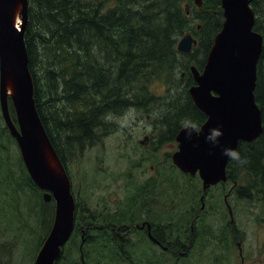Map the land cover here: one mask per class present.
<instances>
[{"label":"trees","instance_id":"obj_1","mask_svg":"<svg viewBox=\"0 0 264 264\" xmlns=\"http://www.w3.org/2000/svg\"><path fill=\"white\" fill-rule=\"evenodd\" d=\"M27 1L24 43L34 104L62 162L60 146L66 144L82 151L85 146L92 145L103 117L140 107L142 103L137 99L146 97L144 90L153 82L169 86L182 79L184 85L183 97L176 99L183 100V104L179 106L176 100L169 101L170 106L166 108L168 114L163 126L167 131L163 135L168 134V137L162 136V143L166 139L174 140L185 118L195 121L198 126L206 121L188 94L194 84L190 68L202 71L213 39L221 30L224 19L220 0H202L200 9L194 4L189 8L185 5L187 0ZM251 7L255 15L253 30L263 37L254 90L263 130L254 142H239L237 146L236 151L249 162L240 166L229 160L226 168V182H231L233 188L237 185L236 195L248 200L254 194L264 192V3L253 0ZM186 34H191L197 44L190 53L182 54L176 48ZM140 89L142 91L138 93ZM96 100L99 103L95 105ZM0 118L2 120L1 114ZM174 123L175 128L169 136L168 130ZM1 129L13 139L5 125ZM23 181L26 187L38 191L29 177ZM201 195V191H196L192 197L200 198ZM52 205L41 204L45 222H41L44 234L40 245L52 226ZM76 212L75 202L74 229L67 243L75 232L78 233ZM96 239L87 237L85 243L101 259L106 256L104 252L109 243L118 245L117 253L108 251L109 259L126 256L124 242L115 236L99 238L102 247L92 248ZM172 243L171 250L185 249L177 245V241ZM63 256L64 251L55 264H65Z\"/></svg>","mask_w":264,"mask_h":264},{"label":"rangeland","instance_id":"obj_2","mask_svg":"<svg viewBox=\"0 0 264 264\" xmlns=\"http://www.w3.org/2000/svg\"><path fill=\"white\" fill-rule=\"evenodd\" d=\"M185 5L192 8L193 2L187 0ZM183 91L182 79L169 86L153 82L144 90L146 97L137 99L142 103L140 107L103 117L92 145L80 151L63 143L60 149L77 204L79 225L94 218L98 225L134 227L140 223V215L145 214L166 232V241H177L187 255L181 258L164 254L134 229L129 241L122 237L127 249L124 258L109 259L108 251L117 253L118 248L109 243L106 256L101 259L87 248L90 246L85 241L79 251L77 224L78 233L61 250L65 264H264V192L254 194L250 200L241 199L236 195L239 187L226 182L210 187L202 208L200 198L192 197L194 192H202L198 176L182 174L172 164L177 143L165 141L157 146L162 136H168L163 135L167 129L161 120L168 114L169 101L182 98ZM98 103L96 100L95 105ZM175 103L181 106L183 100ZM9 108L16 123L10 99ZM2 125L0 118V264H33L43 244H39L44 234L41 222H45L41 204L46 203L42 200L43 191L24 185V178L29 176L20 151L15 140L1 129ZM144 136H150L148 148L140 144ZM226 195L231 216L224 203ZM51 203L54 212V201ZM191 212L199 215L192 229L191 218L183 222L185 229L176 226ZM87 236L108 233L91 231ZM95 241L92 248L102 247L99 238ZM144 255L151 261L145 260Z\"/></svg>","mask_w":264,"mask_h":264},{"label":"water","instance_id":"obj_3","mask_svg":"<svg viewBox=\"0 0 264 264\" xmlns=\"http://www.w3.org/2000/svg\"><path fill=\"white\" fill-rule=\"evenodd\" d=\"M191 1L197 8L202 7V0ZM252 1L220 0L224 19L221 30L213 39L202 71L190 68L195 85L188 89V94L206 121L200 126L201 133H193L191 138L187 137L185 129L178 131L177 150L171 155V161L182 174L198 176L203 191L201 202L210 187L227 181L230 159L223 154L224 150H236L239 142H254L263 130L261 112L254 100L256 66L263 37L253 30ZM27 10V0H0V114L17 143L30 180L43 191V202L54 201L53 223L33 264H55L73 233L75 200L65 166L34 104L24 43ZM16 15L20 19L18 28L14 23ZM196 44L195 38L186 34L176 49L188 54ZM9 99L16 123L10 115ZM214 128L223 132L215 146L205 140ZM146 140L147 137L143 138L140 144L144 145ZM226 206L231 216L227 201ZM83 244L84 236L80 250Z\"/></svg>","mask_w":264,"mask_h":264},{"label":"flooded vegetation","instance_id":"obj_4","mask_svg":"<svg viewBox=\"0 0 264 264\" xmlns=\"http://www.w3.org/2000/svg\"><path fill=\"white\" fill-rule=\"evenodd\" d=\"M258 1L261 2V3H264L263 0H258ZM259 6H260V4H257V7H259ZM193 85H195V83ZM147 119H149V117H147ZM161 124L162 125L164 124L163 123V120H161ZM172 125H173V128L168 130L169 131V136L171 134V131H173L174 128H175L174 127L175 123L172 124ZM181 129H179L178 131H180ZM145 137H147V140H146L145 144L142 145V146L145 147V148H148L149 147L148 141L150 140V136H144V138ZM175 137H176V135L174 136V140L166 139L165 141H172V142H174L175 141ZM161 144H162V142L159 141V143H157V146L158 147H161V146H159ZM221 184H224V183H219L217 185L219 186ZM217 185H215V186H217ZM215 186H213L212 188H214ZM202 194H203V191H202ZM226 201L227 200H225V197H224V203L225 204H226ZM200 203H201V206H202L203 205V201L201 202V200H200ZM136 216L132 217V219L134 220V218ZM193 216H194V214H193V212H191L185 219H183L181 222H179V224L176 225V226L180 227V229H185V228H182V227H185L183 225V222H186V221H188V219L191 218L192 224L190 226V229H192L194 227L193 226V223H195L198 220V218H199L198 213H196L194 217ZM152 219H154V218L153 217H149V216H147L145 214H142V215H140V220H139L140 223L134 225V227H128V226L121 225L118 228H116L113 225H111V224L109 225V224H106V223H104L102 225H98V224H95L98 221L96 219H94V218H89V219H87L85 221H82V223H80V225H79L78 220H77V223L76 224H78V227H79L80 241H81V239H82L83 236H84V241H85V238L88 237V236L86 237L87 233H89L91 231H93V232L100 231V232H106V233H108V236H101V237H94V238H103V237H107L108 238V237H114L115 236V238L120 239L122 241H123V238L126 241H129L128 239L130 237H133L134 236L131 233V231H133L135 229L138 232H141V234L148 240V242L151 245L159 248L162 252L167 253V254H170V255H177L179 257H184L185 256L184 255L185 252H183L182 250L176 251V250H171L170 249V246H173L174 244L172 243V241L171 242L166 241L167 240V238L165 237L166 236V232L162 231V227L161 226L155 225L152 222ZM162 232L164 233V236L162 235ZM119 233H121L122 235H119ZM181 246L184 247L183 245H181ZM143 257H144L145 260L151 261V259L149 258V256L144 255ZM81 258H82V256H81Z\"/></svg>","mask_w":264,"mask_h":264},{"label":"clouds","instance_id":"obj_5","mask_svg":"<svg viewBox=\"0 0 264 264\" xmlns=\"http://www.w3.org/2000/svg\"><path fill=\"white\" fill-rule=\"evenodd\" d=\"M181 126L183 129H185L188 138H191L193 133L199 134L202 131L198 124L189 118L182 120ZM222 135L223 132L220 129L214 128L210 130V133L205 137V140L215 146L219 143V137ZM223 154L230 160L235 161L240 166H243L249 162L246 157H242L240 153L234 149H225Z\"/></svg>","mask_w":264,"mask_h":264},{"label":"bare ground","instance_id":"obj_6","mask_svg":"<svg viewBox=\"0 0 264 264\" xmlns=\"http://www.w3.org/2000/svg\"><path fill=\"white\" fill-rule=\"evenodd\" d=\"M14 23H15L16 27L18 28L19 27V24H20V19H19V17L17 15L15 16ZM8 91H9V93L11 92L10 89ZM204 199H205V197H204ZM204 199H203V201H204Z\"/></svg>","mask_w":264,"mask_h":264}]
</instances>
